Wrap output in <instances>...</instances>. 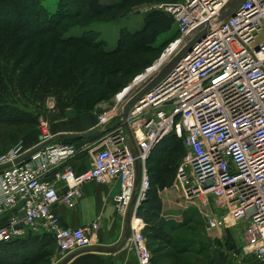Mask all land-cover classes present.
Masks as SVG:
<instances>
[{
	"label": "built area",
	"instance_id": "built-area-1",
	"mask_svg": "<svg viewBox=\"0 0 264 264\" xmlns=\"http://www.w3.org/2000/svg\"><path fill=\"white\" fill-rule=\"evenodd\" d=\"M227 2L175 0L157 6L173 18L178 35L165 48L170 55L147 80L165 69L164 77L126 112L132 140L122 124L106 127L122 119L129 91L121 101L117 98L129 85L115 95L112 107L97 104L100 133L93 140L79 146L51 143L44 126L40 149L31 152L18 141L0 154V215L7 213L0 243L42 230L54 238L62 260L73 250L93 245L98 220L62 226L54 207L61 202L73 207L86 182L117 183L113 203L118 216L124 219L135 197L129 247L135 248L137 264H153L137 209L147 194V159L157 143L173 133L185 149L174 187L185 199L202 204L210 229L231 233L242 225L230 264H250L249 259L264 264V0H241L233 15L218 19ZM204 27L205 33L176 61ZM80 152L90 157V166L77 174L63 163ZM137 160L140 181L135 187ZM48 173L54 181L45 179ZM58 182L65 186L63 192Z\"/></svg>",
	"mask_w": 264,
	"mask_h": 264
},
{
	"label": "trees",
	"instance_id": "trees-1",
	"mask_svg": "<svg viewBox=\"0 0 264 264\" xmlns=\"http://www.w3.org/2000/svg\"><path fill=\"white\" fill-rule=\"evenodd\" d=\"M42 1L0 0V82H36L41 78L31 77V75L33 73L37 74V71H41V76L45 78H42L38 82L49 81L57 83L61 79L63 81L70 79L68 77L72 69L70 67V61L73 62L74 58L69 59L70 61H65V68L63 58L59 60L58 65L54 66L55 60L53 54H47L48 46H50L49 48H53L55 46L54 43L59 42L67 49L81 46L83 49L88 48L97 52L94 58L98 61L92 66H89V62L84 68L82 65L81 67L79 66V70L81 71L76 74V78L79 79L78 82L82 81L84 86L93 84L92 90H99V86L106 85L104 77H106L108 72L105 68L110 69L109 73L114 71L115 73L121 71L126 73L131 72L132 67L135 65L134 63L139 64L138 62L133 63L134 60L130 61L131 57L128 59L125 58V52H131L130 54H133V57L139 58L138 55H141V53L155 50L157 45L163 42V40L165 43H170L178 35L170 14L162 11V9H155L144 14L142 28L133 31L131 34H125V39L119 38L117 40L118 43H116V46L112 50H106L103 46L104 42H97L95 40L96 36L93 33L96 32L94 30H86L79 35L68 36L64 35V32L69 30L68 28L71 26L78 25L79 27H86L87 24L89 25L91 19H99L103 13L110 10L109 2L102 0H58L57 8L49 12ZM139 1L150 2L152 0H120L116 4V7H113L115 12H112L111 18L116 19L120 17V15L124 14V8ZM65 20L71 21L66 23ZM164 34L169 35L166 40L161 39V36ZM125 40H129L130 42L125 44ZM36 50H38V55L34 53ZM81 55H79V60L78 58L76 60L77 66V61L83 64L82 60L85 55ZM148 62L150 63L151 61L149 60L145 64L148 65ZM130 67L131 69L129 70ZM55 69L59 70V72ZM125 81H122L124 82L122 85L128 83ZM112 82L107 81L109 86L107 90L110 91L109 93L104 91L98 92V101H102L110 96L109 94L113 91ZM20 86L19 84L18 86H13V93L8 91L6 85H3V91L0 89V125L35 123L31 119L33 114L37 116L35 103L31 102L30 105H21L23 102L29 103V100L20 98L19 100L13 99L14 95H17L15 93L17 90L22 92ZM75 115L80 114L75 113ZM176 141H180L182 144L180 138L173 133H169L157 143L154 150L150 153L146 162L149 184L154 178L156 181H159L160 175L164 178L160 186L168 187L173 182L176 167L179 165L185 150L183 145L179 149L175 143ZM171 146H173V151L171 154H168L167 158L162 159L159 157L160 161L154 159L156 151H160L165 147L170 148ZM156 163L162 165H160L159 171H156L158 173L152 176V171L155 172L156 170ZM152 187L149 188L148 185L147 194H145V198L141 201L137 209V215L141 220H145L146 223L150 224L147 228L145 227L149 231L146 234L147 239L159 240L160 243H164L169 247V252L172 257L175 251H177L172 243L173 239L171 235V230L174 226L166 225L165 222H162L163 220H153L158 215V210L161 205L160 198ZM199 233L196 232L193 235L199 237ZM193 235H190L192 240L194 238ZM53 239L47 233L29 231L25 237L8 242H1L0 251L5 249L6 254L4 256V262L1 263L18 264L19 262L21 264H35L43 259L46 260L50 255L52 246H54ZM14 243L27 247L23 248L20 246L21 248H15ZM152 251L153 256L151 257V261H153V264H161L162 258L156 255L157 250Z\"/></svg>",
	"mask_w": 264,
	"mask_h": 264
},
{
	"label": "rangeland",
	"instance_id": "rangeland-1",
	"mask_svg": "<svg viewBox=\"0 0 264 264\" xmlns=\"http://www.w3.org/2000/svg\"><path fill=\"white\" fill-rule=\"evenodd\" d=\"M58 0H43V5L47 8L49 12L54 11L57 7ZM104 2H109L110 10L113 7H116V4L120 2V0H102ZM175 1V0H173ZM166 3V2H172V0H152L150 2L146 1H139L135 4H131L130 6H127L124 8V14L120 15V17L113 19L111 18L112 12H115V9L113 8L112 11L110 10L106 13H103L102 16L99 17V19H91L89 25L87 24L86 27H79L78 25H74L69 27L67 31L64 32V35H79L82 32L86 30H94L93 33L94 36H96L97 42H104L103 46L106 50H112L116 43H118L119 38L125 39V34H131L133 31L138 30L142 28V22H143V16L147 12L151 10H155L157 6L160 3ZM78 20V19H75ZM71 20H65V22H69ZM174 25V23H173ZM176 30V25H174ZM177 31V30H176ZM169 35L164 34L161 36V39L168 38ZM129 40H125V44L129 43ZM55 46L53 48H49L47 50V54L51 53L53 54V58L55 60L54 66L58 65L59 60L63 58L64 61V67H65V61L74 58L73 62L70 61V67L72 68L70 73L68 74V77L70 79H66L63 81L62 79L60 81L56 82H38L41 81L43 78L41 76V71H37V74L33 73L31 77H37L40 80H35L36 82H0V89L3 91V85H6L8 87V91L13 93V86H19L21 87V91H16L15 93L18 95H14V100L20 99H27L29 100V103H22L24 104H31V102H34L36 105V114H33L31 116V119L35 123L31 124H18V125H6L1 124L0 125V154L6 152L9 150L12 146H14L15 143L18 141H25L27 144L29 143L30 139L36 137V134H41L42 128L48 129L51 131V128H54V126L59 122H65L67 119L65 118H75L78 116H88L89 113H94L93 109L97 106V104H102L104 108L106 107H112L111 104L115 100V95L119 93L120 91L125 89V86H129L133 84L134 80L137 79L138 76H140L142 73L146 71V69L153 65L154 61L158 58H160V55H162L165 50V48L168 46L169 43H165L164 40L159 45H157L156 49L149 52L141 53V55H138V57H133V54H130L131 52H125L124 55L125 58H130L131 60H134V62H138L139 64L134 63L135 65L129 68L131 69V72H119L115 73L110 72L108 68H105L108 72L105 79L106 85L99 86V90H92V85H86L84 86L83 82H78L79 79L76 78V74L80 72L79 66L84 68L87 66V63L89 62V66H92L97 62L94 57L97 55L96 51L90 50L88 48H81L80 47H71L70 49H67L63 46L62 43L55 42ZM53 45V44H52ZM51 45V46H52ZM64 47V48H63ZM38 50L34 51L35 55L37 54ZM176 53V52H174ZM83 54V60L80 64L79 61H77L78 66L76 65V60L79 55ZM94 55V56H93ZM82 56V55H81ZM87 58V59H86ZM148 65L145 64L147 61ZM170 61V59L168 60ZM66 68V67H65ZM140 69V70H138ZM56 70V69H55ZM138 70V71H137ZM59 72V70H56ZM123 72V73H122ZM45 79V78H43ZM123 80H126L128 83L126 85H122L124 82ZM107 81H113V91L108 95L106 99H103L102 101L97 100V94L99 91H104L106 93H109L110 91L107 90L108 83ZM116 81V82H115ZM125 81V82H126ZM122 85V86H121ZM57 88H59L57 90ZM61 99V101H59ZM100 102V103H99ZM28 105V106H29ZM124 108V107H123ZM34 109V108H32ZM39 113V114H38ZM75 113L80 115H75ZM31 115V114H30ZM72 116V117H71ZM75 116V117H74ZM122 119H113L111 122L107 124L106 127L114 125V123H119ZM77 122V119L75 123ZM74 123V122H73ZM55 124V125H53ZM97 125V120H96ZM45 126V127H44ZM56 127V126H55ZM59 143V142H58ZM176 145L179 147V149L182 148L181 142L176 141ZM82 143H77L76 146L81 145ZM175 146V145H173ZM171 146L170 148L165 147L164 149L160 151H156L154 154V159L156 161H160L159 157L162 159L167 158L168 154H171L173 151ZM79 154H86L84 152H80ZM160 163H156V170L155 172L152 171V176L157 174L159 171ZM176 172V170H175ZM160 174V172H159ZM175 176V173H174ZM163 179L160 175L159 181H156L154 178L151 180V183L149 185V188H154L155 192H157V196L160 198L161 195H163L164 191L167 193H164V196L167 200L169 193L175 195V200H172V203H175V208L173 209L172 206H164L161 202L162 199H160V205L158 210V215H156L153 220H163L162 222H165L166 225L174 226L171 230V235L173 239V245L176 247L174 256L170 255L169 247H167L164 243H160L159 240H148L146 237L148 230H146L147 226H149V223H146L145 220H143L141 225V231L142 234H144V237H146V245L148 244L147 248L150 251L151 257L153 256L152 250H157L158 256H160L161 264H230V260H233L231 256V251L237 248L239 244V241L241 242V236H242V225L237 226V228H234V232L232 231L230 233L229 230H218V229H210L206 222V211L205 208L202 207V204L198 200H187L182 196V191H180L176 186L174 187L173 184H171L168 187L160 186L163 182ZM139 184V181H138ZM145 198V196H144ZM143 198V199H144ZM135 197L131 200H133ZM169 201V200H168ZM133 204V203H132ZM171 209L175 210L176 212L174 215H176V219H171L169 216H165V214L169 213ZM191 211V213H190ZM165 213V214H164ZM182 217L183 219L180 221L179 217ZM146 227V228H145ZM226 232H225V231ZM196 232H202L199 237H196L193 235V233ZM193 235L194 238L192 240L190 235ZM205 236L207 239H205ZM209 238H212L210 240ZM54 241V240H53ZM160 244V245H159ZM150 245V246H149ZM54 249L56 248V244L54 242V246H52ZM132 252L135 254V248L131 245ZM159 248V249H158ZM57 249V248H56ZM56 251V250H55ZM56 252H50V255L56 254ZM136 255V254H135ZM168 256L166 259L165 257ZM228 258L229 261H228ZM62 261L61 256L57 253L56 259L53 261V263H50V259H43L38 263L35 264H60ZM226 262V263H225Z\"/></svg>",
	"mask_w": 264,
	"mask_h": 264
},
{
	"label": "crops",
	"instance_id": "crops-1",
	"mask_svg": "<svg viewBox=\"0 0 264 264\" xmlns=\"http://www.w3.org/2000/svg\"><path fill=\"white\" fill-rule=\"evenodd\" d=\"M72 117V116H71ZM75 117V116H74ZM67 119L65 122H59L51 128V143H65L71 142L72 144L76 145L77 143L88 142L93 140L96 136L98 137L100 130H98L96 125V116L94 113H89L88 116H78L76 117L77 122L75 123L76 119L73 118H65ZM74 122V123H73ZM96 132L99 133L90 137L86 138H76L72 137L71 134L73 133H83V132ZM36 137L33 139L31 138L29 143L25 141L24 147L30 150L37 149L39 146L42 145V141H40V134H36ZM64 165H68L72 168L75 173H81L85 171V169L89 168L90 166V157L87 154H77L71 157ZM45 179L48 181H54V175L48 173L45 176ZM172 184V183H171ZM59 192H63L65 186L61 183H57ZM119 190L118 184H104L95 181L86 182L81 185L80 187V195L76 200L73 207H68L64 203H57L54 207L56 210V214L59 217V221L62 226L67 227H80L84 224L90 223L94 220H98V229L96 231V237L93 245L102 246V247H113L121 242L124 234L125 229V217L124 219L118 216L115 212L114 207V200L113 196L117 194ZM164 193H167L164 191ZM160 196L162 199V204L164 206H172L173 209L176 205L172 203V200H175V195L169 193V196L166 200L165 196ZM169 200V201H168ZM171 209L168 211L169 213L165 214V216L171 217V219H176V215L174 213L175 210ZM7 218V213L0 215V225H2ZM180 221L183 219L181 216L179 217ZM223 230V229H218ZM31 232V230H29ZM28 231V232H29ZM225 231V230H224ZM34 232V231H33ZM43 232L36 231L35 233ZM226 232V231H225ZM45 233V232H44ZM202 233V232H201ZM200 233V234H201ZM27 235V234H26ZM25 235V236H26ZM50 235V234H49ZM24 236V237H25ZM208 237V236H207ZM205 236V239H207ZM213 241L212 238H209ZM128 240V239H127ZM28 244V243H26ZM14 247L21 248L20 244H13ZM30 245V244H28ZM27 247V246H22ZM57 249L51 248V252H56ZM16 252V249H15ZM59 253V251H57ZM56 253V254H57ZM56 254L49 255L50 263H53L56 259ZM5 249L0 251V263L4 262L5 256ZM65 264H137V257L133 254L131 248L129 247L128 242L126 241L125 245L119 250L113 252L107 251H97V250H88V249H77L69 252L66 257ZM230 258H228L229 261ZM250 264H257L254 259H249ZM62 262V261H61ZM226 263V262H225ZM3 264V263H1ZM18 264H21L18 262Z\"/></svg>",
	"mask_w": 264,
	"mask_h": 264
},
{
	"label": "water",
	"instance_id": "water-1",
	"mask_svg": "<svg viewBox=\"0 0 264 264\" xmlns=\"http://www.w3.org/2000/svg\"><path fill=\"white\" fill-rule=\"evenodd\" d=\"M241 2V0H228L225 8L223 11L220 12V16L218 17V19H222V18H226L228 15H233L234 14V10L236 9L235 7ZM206 31V28L204 27L203 29H201L200 31H198L193 37L192 39L189 40V42L187 43V46L185 49L181 50L180 53H178L176 56H175V59L177 61V59H179L180 57H182L184 54H186V50H189L190 49V46L191 44H193L196 40H199L200 36H202ZM166 73V70H162L158 73L155 74V76L153 77H150L148 80H147V83L145 82V84L143 83L142 85H139V87L137 86V88H134L132 90H130L128 92V94L126 95L125 99H124V104H123V115H122V120L120 121V124L123 125V127L126 128L127 130V133L129 135V137L131 138L130 140L133 139V137L131 136V133L130 131L128 130V127L125 122V115H126V112L128 111L130 105L136 101L138 98L142 97L144 93H146L147 91H149V89L151 87H153L155 84L159 83L160 80L164 77ZM134 82V81H133ZM99 132L96 131V132H83V133H73L71 134L72 137H76V138H86V137H90V136H93V135H96L98 134ZM44 144H42L41 146H39L37 149H34L33 151L31 152H35L36 150L40 149L41 147H43ZM136 180H135V187L137 186L138 184V181H140L139 179V170H140V162L139 160L136 161ZM132 201L130 202L129 204V208L127 210V213H126V217H125V229H124V236L121 240L120 243H118L117 245L113 246V247H102V246H97V245H94V246H88V247H85V248H82V249H90V250H97V251H107V252H113V251H116V250H119V248L123 247L128 239V237L130 236V222H132L131 220V215H132ZM66 263V260L63 259L62 262L60 264H65Z\"/></svg>",
	"mask_w": 264,
	"mask_h": 264
},
{
	"label": "bare ground",
	"instance_id": "bare-ground-1",
	"mask_svg": "<svg viewBox=\"0 0 264 264\" xmlns=\"http://www.w3.org/2000/svg\"><path fill=\"white\" fill-rule=\"evenodd\" d=\"M169 52H171V50H169ZM169 52L165 50L163 55H161L160 58L158 59V62H156V66L149 67L144 73H142L140 76H138L137 79L134 80L133 84H131L129 87H127L125 89V91H123V93L119 94V97L117 98V100L121 101L122 98H124V94H126L128 91H130L134 88H137V86H139L140 84L144 83L147 80V78L150 76V74L153 73V71L155 69H159L160 66H162L163 60H165L170 55ZM160 61H161V63H160Z\"/></svg>",
	"mask_w": 264,
	"mask_h": 264
}]
</instances>
